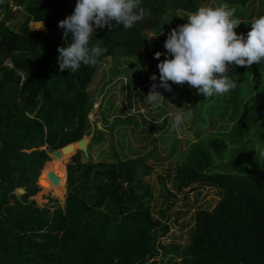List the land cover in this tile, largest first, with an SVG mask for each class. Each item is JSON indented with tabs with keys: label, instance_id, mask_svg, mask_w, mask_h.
I'll use <instances>...</instances> for the list:
<instances>
[{
	"label": "trees",
	"instance_id": "trees-1",
	"mask_svg": "<svg viewBox=\"0 0 264 264\" xmlns=\"http://www.w3.org/2000/svg\"><path fill=\"white\" fill-rule=\"evenodd\" d=\"M207 2L142 0L146 17L131 29L115 23L111 30L98 29L90 44L107 52L95 66L81 65L75 74L59 70L58 47L66 41L58 23L73 13L77 0L0 4V264H264V158L254 163L255 172L216 171L227 151L235 158L236 150L251 142L253 130L264 144V90L251 97V109L228 134L196 143L177 167L173 189L178 193L201 185L222 194L214 209L197 211L186 244L161 240L171 225L155 216L152 187L144 180L153 170L146 157L83 162L79 151L68 165L64 204L51 212L37 201L40 186L53 194L52 188L61 187L48 176L49 151L92 134L89 88L100 65L108 58H138L148 32L160 29L164 16L193 13ZM13 5L27 12L19 26L11 23ZM32 21H43L47 30L32 28ZM250 30V21L240 24V34L246 37ZM252 67L264 69V62L229 71L237 88L225 97L236 108L242 107V79ZM69 156L56 159L52 171ZM166 193L176 196L168 188ZM161 215L167 218L166 211Z\"/></svg>",
	"mask_w": 264,
	"mask_h": 264
},
{
	"label": "rangeland",
	"instance_id": "rangeland-1",
	"mask_svg": "<svg viewBox=\"0 0 264 264\" xmlns=\"http://www.w3.org/2000/svg\"><path fill=\"white\" fill-rule=\"evenodd\" d=\"M11 1V0H10ZM13 3V0H12ZM223 0H208L203 6H218ZM229 4V3H228ZM235 6V18L241 23L252 22L260 15H264V0H249L246 5L229 4ZM14 18L11 23L19 26L27 17L23 6L13 5ZM190 12L178 10L169 13L163 18V25L156 32L149 31L146 47L138 58H108L100 68L91 84L89 91L92 95L93 106L90 112L92 121V134L85 137L89 154L81 151V160L95 162H111L119 159L146 157V163L152 167L150 175L144 180L152 187L154 195V213L156 218L165 220L171 225L170 234L161 240L167 244L189 241L191 229L195 226V217L199 209H214L222 194L218 188L195 185L178 193L173 189L175 171L179 165L187 160L188 154L196 143L208 141L214 137L228 134L232 127L242 118L250 99L264 90V69L257 70L252 67L247 79H242L246 92L241 94V108H236L226 99V94L214 95L212 99L197 90L189 88L187 83L178 85L169 81L172 91L157 87L164 99L160 105L153 107L146 102L145 96L149 92L153 81V73L157 76L159 84L158 63L165 59L164 55L158 59L155 53L166 52L164 42L171 29L188 22ZM4 14H0V19ZM32 21L30 26L37 29L39 26ZM240 23V24H241ZM240 24L234 29L240 34ZM47 26L42 31L47 30ZM162 33V34H161ZM238 66H230L229 71ZM1 79V77H0ZM249 86V87H248ZM252 89H249V88ZM191 112V119L180 126L179 131L171 129L167 117L168 113H175L178 108ZM163 121V123H160ZM252 131L251 142L242 144L234 154L227 151L222 160L217 161L216 171H234L247 169L255 172L254 163L258 160L260 152L264 151V144ZM84 146H77L82 148ZM232 149V148H231ZM72 152L60 170L66 171L68 165L75 162L78 152ZM63 160V158H62ZM260 160V159H259ZM261 161V160H260ZM53 165V162H51ZM54 171L57 170V163ZM261 164H264L262 159ZM49 166V171L52 170ZM42 172V171H41ZM39 183V180H38ZM57 192H44L40 186L37 201L40 206L53 212L58 205H63L68 193V180L66 174L60 177ZM63 187L65 191L63 193ZM166 188L171 189L176 196L167 197ZM166 211L167 218L161 212Z\"/></svg>",
	"mask_w": 264,
	"mask_h": 264
},
{
	"label": "clouds",
	"instance_id": "clouds-1",
	"mask_svg": "<svg viewBox=\"0 0 264 264\" xmlns=\"http://www.w3.org/2000/svg\"><path fill=\"white\" fill-rule=\"evenodd\" d=\"M4 2L0 0V4ZM141 5L142 0H77L73 13L58 23L66 41L58 47L59 70L67 69L75 74L81 65L95 66L107 49L99 44L91 45V37L98 29L111 30L113 23L125 29L133 28L147 15ZM236 11L228 3L201 6L187 16V23L171 29L164 42L166 52L154 54L158 60L161 55L165 59L157 65L159 84L155 73L150 77L153 83L145 96L147 103L153 107L160 105L164 96L156 89L162 87L171 92L169 81L178 85L187 83L206 99L226 94L237 88V82L229 78L230 66L250 67L264 62V15L251 22V30L245 37L234 30L241 23L235 18ZM44 28L42 21L37 29ZM165 119L172 130L179 131L191 119V112L186 113L181 107L174 114L168 113ZM259 154L264 158V151Z\"/></svg>",
	"mask_w": 264,
	"mask_h": 264
},
{
	"label": "water",
	"instance_id": "water-1",
	"mask_svg": "<svg viewBox=\"0 0 264 264\" xmlns=\"http://www.w3.org/2000/svg\"><path fill=\"white\" fill-rule=\"evenodd\" d=\"M85 137H87V135H85L80 140L69 142V143L65 144L64 146H62V147L50 150L49 154L52 157V161L51 162H53L57 158L62 157L63 154H70L72 152H77L79 150H83L86 154H89V151H88V146L89 145L87 146V144L85 143ZM78 143L79 144L81 143L84 147H82V148H77L76 147L75 148V145L78 144ZM43 148H45V147H43ZM73 148H75V149H73ZM65 172H66V176H67V168H66ZM61 173H62V171L60 169H57L55 171L51 170V171H49L48 176H49V178L52 180V182L54 184H57L59 182V180H60ZM19 192L23 194V193L26 192V189L24 187H20L19 188Z\"/></svg>",
	"mask_w": 264,
	"mask_h": 264
},
{
	"label": "bare ground",
	"instance_id": "bare-ground-1",
	"mask_svg": "<svg viewBox=\"0 0 264 264\" xmlns=\"http://www.w3.org/2000/svg\"><path fill=\"white\" fill-rule=\"evenodd\" d=\"M85 143H86V140H85ZM76 145H77V146H83L81 143H80V144L78 143V144H76ZM63 155H64V154H63ZM63 155H62V156H63ZM57 159H58V158H57ZM55 160H56V159H55ZM55 160H54V161H55ZM54 161H53V162H54ZM64 163H65V162H64ZM57 169H59V164H58V163H57ZM61 171H62V170H61ZM64 174H66V172H63V171H62L60 177L64 176Z\"/></svg>",
	"mask_w": 264,
	"mask_h": 264
},
{
	"label": "built area",
	"instance_id": "built-area-1",
	"mask_svg": "<svg viewBox=\"0 0 264 264\" xmlns=\"http://www.w3.org/2000/svg\"><path fill=\"white\" fill-rule=\"evenodd\" d=\"M8 1H10V0H8ZM10 2H12V0Z\"/></svg>",
	"mask_w": 264,
	"mask_h": 264
}]
</instances>
